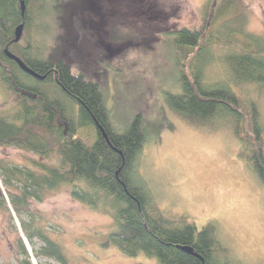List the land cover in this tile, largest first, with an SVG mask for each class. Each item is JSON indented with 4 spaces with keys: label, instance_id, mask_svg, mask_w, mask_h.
Segmentation results:
<instances>
[{
    "label": "rangeland",
    "instance_id": "obj_1",
    "mask_svg": "<svg viewBox=\"0 0 264 264\" xmlns=\"http://www.w3.org/2000/svg\"><path fill=\"white\" fill-rule=\"evenodd\" d=\"M235 1L245 19V30L264 37V0ZM220 2L39 0L30 12L32 26L25 31L24 19L17 42L39 57L66 59L75 64L74 72L84 65L87 77L101 84L119 127L124 128L140 113L148 138L136 173L155 203L171 217L185 215L198 230L214 221L225 247L224 258L240 264H264V186L238 156L243 142L233 123L223 119L211 124L191 123L166 100L167 92L180 90L172 44L175 32L183 27L203 28V42L208 43L202 53L204 60L199 62L203 81L230 83L240 97L256 105L264 124V86L235 82L225 61L228 52L242 50V42L224 33L222 20L212 22ZM232 25L239 24L234 21ZM242 33L240 30L235 37H242ZM38 86L60 100L68 116H77V105L54 83ZM16 109L0 82V115L10 117ZM57 160L53 154L43 156L15 145L0 146V162L9 166L39 168L40 164L57 165ZM72 189L70 184L50 189L41 201L31 199L28 210L17 212L0 172V264H22L25 256L20 252V237L32 264H60L50 257L35 256L34 248L43 242L35 237L33 246L22 221L44 229L58 242L68 264H159L144 253L125 254L110 239L118 225L103 208L105 204L92 207L73 197Z\"/></svg>",
    "mask_w": 264,
    "mask_h": 264
},
{
    "label": "trees",
    "instance_id": "obj_2",
    "mask_svg": "<svg viewBox=\"0 0 264 264\" xmlns=\"http://www.w3.org/2000/svg\"><path fill=\"white\" fill-rule=\"evenodd\" d=\"M24 1L23 16L21 0H0V82L17 108L8 114L11 118L0 115V146L15 145L43 156L53 154L58 164L21 168L0 162L15 211L28 210L31 199L41 201L48 190L70 184L76 199L95 208L105 204L103 208L118 225L110 239L128 256L144 253L159 264H240L224 258L225 247L214 221L198 230L185 215L171 217L155 203L146 183L136 173L138 157L148 138L140 113L124 128L119 127L101 84L87 77L84 65L74 72L75 64L66 59L39 57L31 48L32 52L14 41L16 26L25 19L28 31L32 26L30 12L39 4V0ZM220 20L224 33L242 42L241 51L225 54L232 79L264 86V37L245 30V19L235 0H221L212 22ZM234 21L239 25H232ZM240 30L243 36L235 37ZM204 34L203 28L183 27L175 32L172 44L177 54L180 90L167 92V103L191 123L211 124L217 119L233 123L235 134L243 142L238 156L264 186V124L259 111L253 102L240 97L230 83L203 81L199 62L204 60L202 53L208 48V43L203 42ZM5 48L41 77L22 69L6 55ZM41 82L54 83L77 105V116H68L60 100L40 90ZM1 203L5 205V199ZM22 227L33 246L35 237L43 242L40 248H34L36 257L46 256L68 264L61 245L44 229L34 228L26 221H22ZM185 245L192 246L199 256L179 247ZM19 247L25 256L22 264H32L22 237Z\"/></svg>",
    "mask_w": 264,
    "mask_h": 264
},
{
    "label": "water",
    "instance_id": "obj_3",
    "mask_svg": "<svg viewBox=\"0 0 264 264\" xmlns=\"http://www.w3.org/2000/svg\"><path fill=\"white\" fill-rule=\"evenodd\" d=\"M25 1L21 0V9H22V14L24 15L25 12ZM23 28H24V20L22 21V23H20L15 30V38L14 41H19V39L22 36L23 33ZM5 53L8 57L14 59L16 62H18V64L21 66L22 69H24L25 71H27L28 73L37 76V77H41L37 72H35L34 70H32L23 59H21L19 56L11 53L8 48H5ZM43 77V76H42ZM106 135V134H105ZM182 250L190 253V254H194L196 256H199L194 250L193 247L190 245H185V246H179Z\"/></svg>",
    "mask_w": 264,
    "mask_h": 264
}]
</instances>
